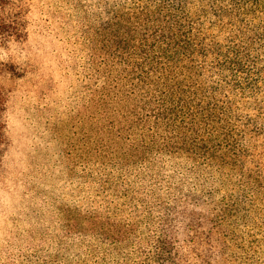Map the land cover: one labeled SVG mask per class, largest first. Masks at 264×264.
Masks as SVG:
<instances>
[{"label": "trees", "instance_id": "16d2710c", "mask_svg": "<svg viewBox=\"0 0 264 264\" xmlns=\"http://www.w3.org/2000/svg\"><path fill=\"white\" fill-rule=\"evenodd\" d=\"M25 1L0 0V42ZM106 38L109 199L82 201L109 219L75 205L0 264H264V0H109Z\"/></svg>", "mask_w": 264, "mask_h": 264}, {"label": "rangeland", "instance_id": "374dc122", "mask_svg": "<svg viewBox=\"0 0 264 264\" xmlns=\"http://www.w3.org/2000/svg\"><path fill=\"white\" fill-rule=\"evenodd\" d=\"M20 12L25 40L0 42V92L6 105L1 120L7 119L0 249L12 251H23L33 238L38 243L51 237L75 205L95 209L100 221H108L109 210L89 207L82 197L95 206H106L109 199L108 186L93 183L106 181L109 118L117 114L109 113V0H26ZM101 87L108 95L102 104ZM40 222L46 228L37 229ZM58 236L53 251L63 245Z\"/></svg>", "mask_w": 264, "mask_h": 264}]
</instances>
